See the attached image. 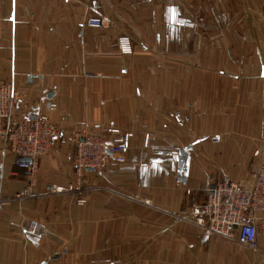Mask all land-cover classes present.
I'll list each match as a JSON object with an SVG mask.
<instances>
[{
  "label": "crops",
  "instance_id": "crops-1",
  "mask_svg": "<svg viewBox=\"0 0 264 264\" xmlns=\"http://www.w3.org/2000/svg\"><path fill=\"white\" fill-rule=\"evenodd\" d=\"M0 81L19 118L54 101L68 133L128 135L125 161L103 173H77L74 147L55 144L23 197L29 179L0 142V264H264V225L253 250L196 223L208 184L246 185L255 167L264 0H0Z\"/></svg>",
  "mask_w": 264,
  "mask_h": 264
},
{
  "label": "built area",
  "instance_id": "built-area-1",
  "mask_svg": "<svg viewBox=\"0 0 264 264\" xmlns=\"http://www.w3.org/2000/svg\"><path fill=\"white\" fill-rule=\"evenodd\" d=\"M108 23V18L104 16H89L86 19L89 27L100 28ZM118 43L122 53L132 52L128 36L120 37ZM18 103L19 94L13 83L0 81V142L17 157L31 159L18 162L30 183L28 191L18 194V197L29 194L35 183L39 159L50 154L57 143L74 147L73 162L79 174L89 168L104 170L113 160L119 163L125 161L124 151L127 148L128 135L120 127H112L107 135L87 128L68 133L51 119L50 112L58 107L57 102H48L44 111L28 113L20 118L16 109ZM258 141L259 145L253 152L255 167L248 183L242 185L223 179L208 184L207 198L196 210V223L204 227L208 234L236 239L253 250L259 248L258 227L264 225V131ZM180 153V146L171 147L172 155L178 156ZM189 182L187 175L176 178L178 185L187 186ZM48 188L53 193H84L83 187L78 184H69L67 187L53 184ZM86 202L84 196L77 199L80 205Z\"/></svg>",
  "mask_w": 264,
  "mask_h": 264
},
{
  "label": "water",
  "instance_id": "water-1",
  "mask_svg": "<svg viewBox=\"0 0 264 264\" xmlns=\"http://www.w3.org/2000/svg\"><path fill=\"white\" fill-rule=\"evenodd\" d=\"M187 159H188V156L185 152H181L180 154V162H181V165H185L187 163ZM21 161H31L30 158H26V157H23V158H20ZM88 170H94L92 168H89Z\"/></svg>",
  "mask_w": 264,
  "mask_h": 264
},
{
  "label": "rangeland",
  "instance_id": "rangeland-1",
  "mask_svg": "<svg viewBox=\"0 0 264 264\" xmlns=\"http://www.w3.org/2000/svg\"><path fill=\"white\" fill-rule=\"evenodd\" d=\"M255 166V165H254ZM107 169V168H106ZM106 169H104V170H100V171H98V172H100V173H103V172H105L106 171ZM96 171V170H95ZM204 193H206V195H207V189H206V191H204ZM205 195V196H206Z\"/></svg>",
  "mask_w": 264,
  "mask_h": 264
}]
</instances>
